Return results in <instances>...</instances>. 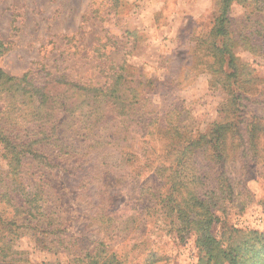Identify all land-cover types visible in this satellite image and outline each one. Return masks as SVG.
<instances>
[{
    "label": "rangeland",
    "instance_id": "obj_1",
    "mask_svg": "<svg viewBox=\"0 0 264 264\" xmlns=\"http://www.w3.org/2000/svg\"><path fill=\"white\" fill-rule=\"evenodd\" d=\"M218 14V0H0L7 74L97 86L118 75L125 92L141 84L120 116L109 105L99 120L85 116L81 95L67 90V112L56 104L26 127L0 93V264H197L195 189L214 190L210 230L221 246L264 234V138L257 157L231 151L218 192L223 172L209 152H183L220 117L217 66L203 43ZM225 18L234 56L257 78L249 103L264 115V0H231ZM38 131L47 139L12 175L3 137L29 143Z\"/></svg>",
    "mask_w": 264,
    "mask_h": 264
},
{
    "label": "trees",
    "instance_id": "obj_2",
    "mask_svg": "<svg viewBox=\"0 0 264 264\" xmlns=\"http://www.w3.org/2000/svg\"><path fill=\"white\" fill-rule=\"evenodd\" d=\"M230 1L218 0L219 14L214 20L212 30L203 40L206 50L212 54L215 60L214 64L217 66V68H212L211 65V69L217 72L213 85L220 89L223 95L219 107L220 117L211 122L203 133L191 138L183 149L184 153H192L195 149H201L204 153L209 152V161L213 164L214 169L218 166L222 169L220 172H223V174L216 175L217 185L219 183L217 192L219 186V189L223 190L224 186L228 184L226 170L231 163L229 162L231 151L239 149L241 157H257L259 154L254 149L256 141L264 138V115L259 113L261 110L251 106L252 102L249 103L259 91L257 90V78L253 75L254 70L248 68L250 67L249 63H238V59L232 51L233 45L229 43L225 31V14ZM4 50L3 43L0 41V54ZM112 79L113 83H110ZM112 79L108 84L104 83L100 86L85 85L69 81L64 76L42 77L41 80L28 77L27 74L16 77L7 74L0 68V93L7 100L8 112L12 115L15 111L20 114L19 117H16L19 120L14 123L25 127L31 123L47 121L48 112L56 104L59 105V113L67 112L68 106L64 98V93L67 90L76 91L81 95L79 104L82 111L87 110L84 111L85 116L91 112H101L99 120L108 105L111 107L112 113L118 111L117 116H120L130 108L128 99L132 104L138 101L137 91L141 85L140 82L138 87L135 85L125 92L118 86L121 80L120 76L117 75L115 79L113 77ZM260 109L263 110L264 107ZM56 119L55 117L54 122ZM30 127L23 131L34 132L35 128ZM40 133L43 134L42 138L33 139L29 143H12L6 136L3 137L6 147L11 150L8 164L14 169L12 175L19 173L18 169L20 170L22 163L29 159L32 151H37L33 144L36 145L47 139L48 135L44 137L46 135L44 131ZM2 134L3 129L0 128V135ZM201 176V172L192 173L189 182H200ZM213 191L201 193V190L195 189L190 199L192 208L197 209H194L195 215L190 222L196 233L195 243L202 252L197 264H240L244 258L253 259V264H264L263 233L251 231L245 237H239L226 247L221 246L212 235L210 227L216 217L212 212V208L216 206L214 198L216 195ZM206 194L208 195L206 196Z\"/></svg>",
    "mask_w": 264,
    "mask_h": 264
}]
</instances>
